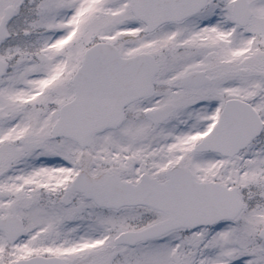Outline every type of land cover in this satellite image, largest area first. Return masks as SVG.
Listing matches in <instances>:
<instances>
[{
  "label": "snow or ice",
  "instance_id": "1",
  "mask_svg": "<svg viewBox=\"0 0 264 264\" xmlns=\"http://www.w3.org/2000/svg\"><path fill=\"white\" fill-rule=\"evenodd\" d=\"M0 264H264V0H0Z\"/></svg>",
  "mask_w": 264,
  "mask_h": 264
}]
</instances>
